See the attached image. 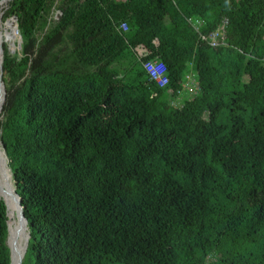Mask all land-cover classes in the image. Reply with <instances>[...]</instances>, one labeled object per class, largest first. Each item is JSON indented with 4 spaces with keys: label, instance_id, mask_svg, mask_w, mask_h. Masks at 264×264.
<instances>
[{
    "label": "trees",
    "instance_id": "obj_1",
    "mask_svg": "<svg viewBox=\"0 0 264 264\" xmlns=\"http://www.w3.org/2000/svg\"><path fill=\"white\" fill-rule=\"evenodd\" d=\"M14 16L0 139L22 264H264V0H10ZM224 19L212 47L201 34ZM191 70L197 91L174 105ZM8 222L0 197V264Z\"/></svg>",
    "mask_w": 264,
    "mask_h": 264
},
{
    "label": "water",
    "instance_id": "obj_2",
    "mask_svg": "<svg viewBox=\"0 0 264 264\" xmlns=\"http://www.w3.org/2000/svg\"><path fill=\"white\" fill-rule=\"evenodd\" d=\"M8 1L9 0L0 1V9L2 8L3 4L7 5ZM2 17H3V10H0V72H1L0 74L1 75H2V69H3L2 65H3V61H4V49H3L4 40H3V33H2V30H1L2 19H3ZM6 21H7V23L9 25H12L14 30L18 33L17 18L14 16V17L9 18ZM17 38H18V47L21 48V46H22V36H21L20 33H19ZM5 97H6V88H5L4 83L2 81H0V113L2 111V106H3V102L5 100ZM0 144H1L0 149L2 148L1 150H2V152L4 154L3 155L4 156L3 160L2 161L0 160V170L3 171L4 174H6V175H4L5 176V180L6 181H11V183H12V173H11V170H10V168L8 166L9 159H8L5 147L2 145L1 139H0ZM1 150H0V152H1ZM5 187L8 188L7 186H5ZM11 189L13 190L12 193L14 194V196L19 198L20 212H18L16 214V218L18 220V225H17L16 231H15L17 233V232H19L22 229L23 230L26 229V228L28 229V226H27L28 221H27V218H26V216L24 214V211H23V207H22V204H21V197L17 193L16 188L13 185V183H12ZM4 190H5L4 186L0 183V197H2L4 199V201H5V204H6V207H7V214H8V217H9V222H8V240H7V242H8V245L10 247V250H11V264H14V256H13L14 255V249L9 244V236H10L11 231H12L10 222L13 219V214L10 213V211H9L8 200L5 197L6 194L4 193ZM29 238H30V235H28L26 245L23 248V252L18 257L17 264H22V260L24 258V255H25L26 251H27V248H28Z\"/></svg>",
    "mask_w": 264,
    "mask_h": 264
},
{
    "label": "rangeland",
    "instance_id": "obj_3",
    "mask_svg": "<svg viewBox=\"0 0 264 264\" xmlns=\"http://www.w3.org/2000/svg\"><path fill=\"white\" fill-rule=\"evenodd\" d=\"M10 1V0H9ZM8 1V2H9ZM8 2H7V4H8ZM7 5H4L3 4V6H2V8L0 9V10H3L4 11V8L6 7ZM59 14H60V11L58 10V8H57V6L55 5L54 6V8H53V11H52V13H51V16H50V21L51 20H55V19H57L58 18V16H59ZM12 25H9L8 23H7V21H3V19H2V26H1V30H2V33H3V40H4V42L3 43H6L7 44V46H8V48H9V50H10V52L11 53H18V54H20V51H21V48H19L18 47V35H19V32L18 33H16L15 32V30H14V35H16V38H14V40H8L7 39V33L8 32H12ZM48 27H46L45 29H47ZM22 44H23V39H22ZM191 73H192V70L191 71H189V72H187L186 73V75H185V78H184V81H183V87H185V85H187V84H185L187 81H189L190 80V78H191ZM193 75H192V80L190 81V85H192V87L194 88H192L193 90H191V91H193L194 92V90H196L197 89V77H196V75H195V72L193 71V73H192ZM191 91L189 92L188 90L186 91V92H182V94H180L179 95V99H177V101H176V104L175 105H178V106H180V107H182V105H183V103H184V101L188 98L189 99V97L192 95V94H190L191 93ZM197 91V90H196ZM191 98V97H190ZM0 146H1V144H0ZM2 149V148H1ZM0 173H3V171H1L0 170ZM3 181H5L6 182V180H5V177L3 176ZM12 183H13V181H12ZM14 185V184H13ZM6 189L4 190V192H5V194H6V198H7V200H8V204H9V206L14 210V208H13V206H12V203H11V201H10V199H9V194H7L6 193ZM14 213H15V211H14ZM16 216L14 215L13 216V231H11V234H10V236H9V244L12 246V248L14 249V255L13 256H16V254H17V252L19 253V254H21L22 252H23V248L25 247V245H26V242H27V238H28V235H29V231H28V229L26 228V229H22V230H20L19 232H15L16 231V227H17V221H16ZM14 260H15V257H14ZM15 262V261H14Z\"/></svg>",
    "mask_w": 264,
    "mask_h": 264
},
{
    "label": "built area",
    "instance_id": "obj_4",
    "mask_svg": "<svg viewBox=\"0 0 264 264\" xmlns=\"http://www.w3.org/2000/svg\"><path fill=\"white\" fill-rule=\"evenodd\" d=\"M227 26H228V20L224 19L218 27L209 32L208 34H201L202 39L206 40L208 44L212 47H217L220 45L227 44ZM121 27L124 30H127L128 26L127 23L123 22L121 24ZM144 55V54H143ZM142 55V56H143ZM143 66L147 73L149 74L151 80L155 81L160 87H165L169 83V78L167 74V67L164 62H162L159 59L154 60H147L143 62ZM192 73L191 78L189 81H187L185 84V87H187L190 84V81L192 80ZM173 104L175 105V101H173Z\"/></svg>",
    "mask_w": 264,
    "mask_h": 264
},
{
    "label": "bare ground",
    "instance_id": "obj_5",
    "mask_svg": "<svg viewBox=\"0 0 264 264\" xmlns=\"http://www.w3.org/2000/svg\"><path fill=\"white\" fill-rule=\"evenodd\" d=\"M12 31H14V28L12 27ZM16 32V31H15ZM17 33V32H16ZM14 38H16V35H14ZM13 38V39H14ZM1 150V149H0ZM4 154H3V152H2V150H1V152H0V160L2 161L3 160V158H4V156H3ZM4 175H6V174H4V172L3 173H0V183L4 186V188L7 190L6 191V193L7 194H9V199H10V201H11V203H12V206H13V208H14V211H15V213H14V215L16 216V214L18 213V212H20V206H19V198L18 197H16V196H14V194L12 193L13 192V190L11 189V186H12V183H11V181H3V176ZM5 177V176H4ZM5 186H7L8 188H6ZM5 193V192H4ZM6 197V196H5ZM9 205V204H8ZM16 221H17V219H16ZM10 224H11V230L13 231V224H12V220H11V222H10ZM17 224H18V221H17ZM20 256V254L17 252V254H16V256H14L15 257V262H14V264H17V262H18V257Z\"/></svg>",
    "mask_w": 264,
    "mask_h": 264
},
{
    "label": "crops",
    "instance_id": "obj_6",
    "mask_svg": "<svg viewBox=\"0 0 264 264\" xmlns=\"http://www.w3.org/2000/svg\"><path fill=\"white\" fill-rule=\"evenodd\" d=\"M122 1L123 2H126L127 0H122ZM129 14L132 15V17H133L132 19H138V18L141 17V12H139L138 10H133V11L131 10V11H129ZM137 50H138V56L139 57L142 56L143 54H145L143 52V50H141L140 48H137ZM192 88H193L192 85L189 84L187 87H183V89L181 90V93L180 94H182L183 91L186 92L187 90L190 92L191 90L194 89V88L193 89ZM196 90H194V92L191 91L190 94H192V95L190 97L194 96V94L196 93ZM177 99H179V96L176 99H174L175 103H176Z\"/></svg>",
    "mask_w": 264,
    "mask_h": 264
}]
</instances>
